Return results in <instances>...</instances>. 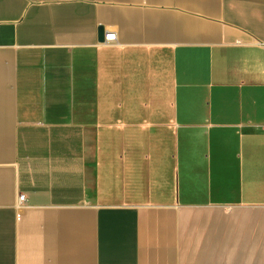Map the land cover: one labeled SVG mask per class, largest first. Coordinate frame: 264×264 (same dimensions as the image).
<instances>
[{"label": "crops", "instance_id": "crops-1", "mask_svg": "<svg viewBox=\"0 0 264 264\" xmlns=\"http://www.w3.org/2000/svg\"><path fill=\"white\" fill-rule=\"evenodd\" d=\"M0 264H264V0H0Z\"/></svg>", "mask_w": 264, "mask_h": 264}, {"label": "built area", "instance_id": "built-area-1", "mask_svg": "<svg viewBox=\"0 0 264 264\" xmlns=\"http://www.w3.org/2000/svg\"><path fill=\"white\" fill-rule=\"evenodd\" d=\"M115 39V33L114 32H109L107 34L104 35V40L105 41H112ZM24 195L23 194H19L18 195V202L22 203L24 201Z\"/></svg>", "mask_w": 264, "mask_h": 264}, {"label": "water", "instance_id": "water-1", "mask_svg": "<svg viewBox=\"0 0 264 264\" xmlns=\"http://www.w3.org/2000/svg\"><path fill=\"white\" fill-rule=\"evenodd\" d=\"M99 36H100V38L103 36V33H102L101 29H99Z\"/></svg>", "mask_w": 264, "mask_h": 264}]
</instances>
